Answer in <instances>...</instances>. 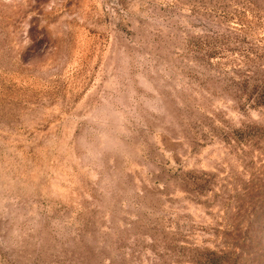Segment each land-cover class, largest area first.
I'll return each instance as SVG.
<instances>
[{
	"label": "rangeland",
	"instance_id": "1",
	"mask_svg": "<svg viewBox=\"0 0 264 264\" xmlns=\"http://www.w3.org/2000/svg\"><path fill=\"white\" fill-rule=\"evenodd\" d=\"M0 264H264V0H0Z\"/></svg>",
	"mask_w": 264,
	"mask_h": 264
}]
</instances>
